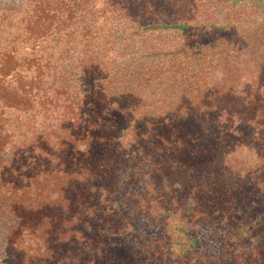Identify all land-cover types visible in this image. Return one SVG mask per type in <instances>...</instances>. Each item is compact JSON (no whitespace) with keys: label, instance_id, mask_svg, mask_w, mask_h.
Listing matches in <instances>:
<instances>
[{"label":"trees","instance_id":"obj_1","mask_svg":"<svg viewBox=\"0 0 264 264\" xmlns=\"http://www.w3.org/2000/svg\"><path fill=\"white\" fill-rule=\"evenodd\" d=\"M0 264H264V0H0Z\"/></svg>","mask_w":264,"mask_h":264},{"label":"rangeland","instance_id":"obj_2","mask_svg":"<svg viewBox=\"0 0 264 264\" xmlns=\"http://www.w3.org/2000/svg\"><path fill=\"white\" fill-rule=\"evenodd\" d=\"M6 1H11V2H14V3H23L25 0H6Z\"/></svg>","mask_w":264,"mask_h":264}]
</instances>
